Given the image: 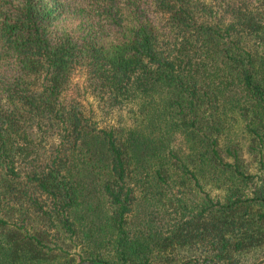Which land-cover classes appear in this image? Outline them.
Wrapping results in <instances>:
<instances>
[{
	"label": "trees",
	"instance_id": "trees-1",
	"mask_svg": "<svg viewBox=\"0 0 264 264\" xmlns=\"http://www.w3.org/2000/svg\"><path fill=\"white\" fill-rule=\"evenodd\" d=\"M207 260L264 264V0H0V264Z\"/></svg>",
	"mask_w": 264,
	"mask_h": 264
},
{
	"label": "rangeland",
	"instance_id": "rangeland-1",
	"mask_svg": "<svg viewBox=\"0 0 264 264\" xmlns=\"http://www.w3.org/2000/svg\"><path fill=\"white\" fill-rule=\"evenodd\" d=\"M76 80H78L79 82L81 81V78H76ZM86 107H89V102L92 101L91 97L89 95L85 96V99H83ZM196 264V263H195ZM204 264V263H203Z\"/></svg>",
	"mask_w": 264,
	"mask_h": 264
},
{
	"label": "water",
	"instance_id": "water-1",
	"mask_svg": "<svg viewBox=\"0 0 264 264\" xmlns=\"http://www.w3.org/2000/svg\"><path fill=\"white\" fill-rule=\"evenodd\" d=\"M208 261H209V260H207V261H206L204 264H207V263H208ZM195 263L197 264V262H196V261H195ZM182 264H184V262H183Z\"/></svg>",
	"mask_w": 264,
	"mask_h": 264
}]
</instances>
